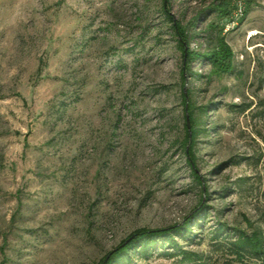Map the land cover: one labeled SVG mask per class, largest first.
<instances>
[{"label":"rangeland","instance_id":"rangeland-1","mask_svg":"<svg viewBox=\"0 0 264 264\" xmlns=\"http://www.w3.org/2000/svg\"><path fill=\"white\" fill-rule=\"evenodd\" d=\"M195 216L174 241L208 264L219 223L264 236V0H0V264H107Z\"/></svg>","mask_w":264,"mask_h":264},{"label":"trees","instance_id":"trees-1","mask_svg":"<svg viewBox=\"0 0 264 264\" xmlns=\"http://www.w3.org/2000/svg\"><path fill=\"white\" fill-rule=\"evenodd\" d=\"M228 5L229 3H223L219 7L218 12L226 14ZM176 34L182 38L180 42L182 50L185 53L183 41H188V36H186L184 29L179 24L177 25ZM215 40L216 48L214 47L215 49L207 55H204V57L208 58L218 71L228 73L231 70L232 52L222 37H216ZM198 57L202 56L190 51L187 52V60L189 62ZM194 130L195 128L192 127L193 133ZM194 177L197 179L195 175ZM195 219L196 216L187 218L181 225L173 226L169 229H143L136 231L128 241L125 240L122 242L110 254L107 264H115L117 261H122L121 264H132L133 259L131 258H133V254L140 253L148 257L156 249L158 241L162 238H169L171 241L168 251L166 250L165 254L170 257H180L181 264H208L209 259L204 254L179 248L174 241V236H180L181 234L185 235V238L193 240L191 224L194 223ZM210 237L213 247L220 254L219 257L226 258L224 259V264H264V236L262 233L254 232L253 234H248L246 232H240L236 228L229 229L224 223H219L213 230V233L210 234ZM134 246H137L138 249H132ZM132 250L136 253H131L130 251Z\"/></svg>","mask_w":264,"mask_h":264}]
</instances>
